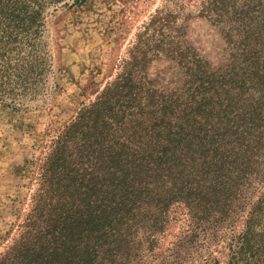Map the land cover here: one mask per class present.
Instances as JSON below:
<instances>
[{
  "label": "trees",
  "instance_id": "1",
  "mask_svg": "<svg viewBox=\"0 0 264 264\" xmlns=\"http://www.w3.org/2000/svg\"><path fill=\"white\" fill-rule=\"evenodd\" d=\"M93 1L0 0V102L58 87L49 16ZM199 20L221 38L217 62ZM159 60L171 83L150 75ZM117 69L52 136L0 264H151L181 208L184 240L231 233L230 264H264V0L156 8Z\"/></svg>",
  "mask_w": 264,
  "mask_h": 264
},
{
  "label": "rangeland",
  "instance_id": "2",
  "mask_svg": "<svg viewBox=\"0 0 264 264\" xmlns=\"http://www.w3.org/2000/svg\"><path fill=\"white\" fill-rule=\"evenodd\" d=\"M180 2H185L186 12H192L201 0H94L77 8H59L49 16L53 81L58 87L52 86L48 96L27 107L13 108L0 102V252L22 231L20 225L31 209L36 188L34 178L52 136L75 115L82 102L93 99L116 75L137 27L149 14L162 6L179 9ZM117 12L120 14L115 15ZM193 27L206 54L217 62L222 41L216 29L200 20L193 22ZM150 75L171 83L175 70L169 62L159 60L152 64ZM185 212L181 208L176 213L151 256V264H203L206 259H212V264L215 260L230 264L228 243L232 234L224 240L209 236L188 242L183 239L190 224ZM244 227L242 218L234 234Z\"/></svg>",
  "mask_w": 264,
  "mask_h": 264
}]
</instances>
